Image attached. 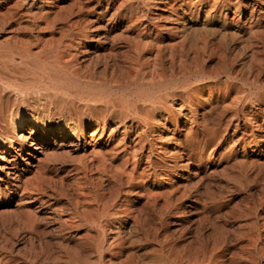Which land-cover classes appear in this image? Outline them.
Returning <instances> with one entry per match:
<instances>
[{
  "label": "rangeland",
  "instance_id": "obj_1",
  "mask_svg": "<svg viewBox=\"0 0 264 264\" xmlns=\"http://www.w3.org/2000/svg\"><path fill=\"white\" fill-rule=\"evenodd\" d=\"M19 1L0 0V86H5L0 87V134L1 137H4L6 136L4 131L10 129L17 136L25 134L27 131L41 136L44 132V125L56 130L57 134L52 133L49 140L46 139L47 142L43 141L38 151L33 150L31 141L24 144L20 151H18L19 147L15 145V149L12 151V156H16L17 160H15V168L10 173H7L6 170L0 171V264H89L91 262L92 264H136L137 262L138 264H194V262L196 264H257V262L264 264V0ZM174 1L177 3L175 4ZM240 1L241 3H238ZM89 5L93 7L90 8ZM82 7L85 8V13ZM103 11L104 13H101ZM115 11L117 12L115 13ZM112 13L113 15H111ZM164 16L167 17L166 21ZM169 18L171 19L169 20ZM82 20H85L86 24ZM88 21L90 22L87 23ZM92 27L93 29L98 28L97 30L100 31L92 30ZM168 29L170 30L168 31ZM63 33H67V37ZM80 35L83 36L80 37ZM73 41L75 42L73 43ZM61 48L63 49L61 50ZM136 48L138 50H135ZM158 51L159 54H156ZM133 54H137L138 59ZM96 55L103 56L97 58ZM118 55L119 58L115 57ZM122 59L124 60L121 61ZM154 59L156 60L154 61ZM132 66L135 67L132 68ZM30 70L31 72H29ZM46 70L48 72L52 70L55 75L58 74L61 84L65 82L62 84L63 87L47 91L40 86V80L47 75ZM91 75L93 76L90 77ZM165 79L168 82H163ZM171 79L172 82H170ZM10 85H13L14 88ZM176 86L177 88H175ZM27 87L29 89H26ZM99 90L105 92L102 93L104 97L101 102L99 100H84L75 93H83V91L99 93ZM67 95L71 97L68 98ZM109 96L110 98H108ZM132 105L136 106L137 114L131 109ZM154 107L157 108V111ZM145 111H148V115ZM30 112L31 114H29ZM32 116L39 119L36 122L37 126L33 124L36 128L31 126ZM22 117H24V123L19 124V118ZM144 119L146 120L144 121ZM153 121L157 124L155 125ZM64 124H69L71 131L66 128L63 133L60 127H63ZM143 125L144 127H142ZM79 126L83 127L84 132H79ZM169 131L175 132V135ZM94 132H96V138L89 140L90 134ZM120 140H123V143ZM171 140L173 142H170ZM118 142L122 147L118 145ZM177 142H180L181 145ZM71 143L73 144L70 145ZM152 144L153 146H151ZM4 146L7 145L4 144ZM181 152L182 154H180ZM63 154L70 158H64ZM135 155L136 157H134ZM153 160L154 162H152ZM69 161L76 163L72 164ZM115 165L116 167H114ZM130 171L133 176L129 174ZM115 175L121 177L116 178ZM41 181L43 182L41 183ZM164 189L168 190V193ZM24 190L26 191L24 192ZM153 192L154 194H151ZM151 195L154 196L151 197ZM122 217L124 218L122 219ZM108 231L109 233H107ZM210 234L211 236H209ZM260 234L263 236L261 237ZM171 244L173 245L171 246ZM165 252L167 253L165 254ZM187 255L191 256L186 257ZM248 255L249 257H247ZM209 256H211V260ZM181 258L184 260L182 261ZM121 259L124 261L121 262ZM252 260L257 261L251 263Z\"/></svg>",
  "mask_w": 264,
  "mask_h": 264
},
{
  "label": "bare ground",
  "instance_id": "obj_2",
  "mask_svg": "<svg viewBox=\"0 0 264 264\" xmlns=\"http://www.w3.org/2000/svg\"><path fill=\"white\" fill-rule=\"evenodd\" d=\"M18 1H19V0H18ZM31 1H32V0H31ZM31 1H30V2H31ZM33 1H34V0H33ZM36 1H37V0H36ZM51 1H52V0H51ZM53 1H54V0H53ZM84 1H85V0H84ZM89 1H90V0H89ZM111 1H112V0H111ZM111 1H110V2H111ZM130 1H132V0H130ZM149 1H151V0H149ZM203 1H206V0H203ZM16 2H17V0H16ZM19 2H20V1H19ZM22 2H23V1H22ZM22 2H21V3H22ZM40 2H41V1H40ZM74 2H75V1H74ZM87 2H88V0H87ZM93 2H94V1H93ZM113 2H114V1H113ZM113 2H112V3H113ZM161 2H162V1H161ZM161 2H160V3H161ZM212 2H213V1H212ZM258 2H259V1H258ZM0 3H1V2H0ZM21 3H20V4H21ZM47 3H48V2H47ZM51 3H52V2H51ZM80 3H81V2H80ZM82 3H83V2H82ZM84 3H85V2H84ZM116 3H117V1H116ZM118 3H119V2H118ZM132 3H133V2H132ZM137 3H138V2H137ZM147 3H148V2H147ZM149 3H150V2H149ZM151 3H152V2H151ZM151 3H150V4H151ZM153 3H154V2H153ZM162 3L164 4V2H162ZM166 3H167V2H166ZM174 3H175V1H174ZM176 3H177V2H176ZM176 3H175V4H176ZM191 3H192V2H191ZM228 3H229V1H228ZM238 3H241V1L238 2ZM18 4H19V3H18ZM24 4H25V3H24ZM27 4H28V2H27ZM31 4H32V2H31ZM31 4H30V5H31ZM85 4H86V3H85ZM89 4H90V3H89ZM101 4H102V2H101ZM145 4H146V3H145ZM179 4H180V3H179ZM199 4H200V3H199ZM222 4H223V3H222ZM249 4H250V3H249ZM256 4H257V3H256ZM7 5H8V4H7ZM46 5H47V4H46ZM51 5H52V4H51ZM51 5H50V6H51ZM54 5H55V4H54ZM57 5H58V4H57ZM83 5H84V4H83ZM96 5H97V4H96ZM96 5H95V6H96ZM104 5H105V4H104ZM134 5H135V4H134ZM238 5H239V4H238ZM251 5H252V4H251ZM17 6H18V5H17ZM21 6H22V5H21ZM23 6H24V5H23ZM25 6H26V5H25ZM25 6H24V7H25ZM74 6H75V4H74ZM81 6H82V5H81ZM110 6H111V5H110ZM131 6H132V5H131ZM138 6H139V4H138ZM141 6H142V5H141ZM147 6H149V5L147 4ZM191 6H192V5H191ZM19 7H20V5H19ZM47 7H48V6H47ZM76 7H77V6H76ZM89 7H90V5H89ZM91 7H93V6H91ZM91 7H90V8H91ZM100 7H101V5H100ZM105 7H106V6H105ZM125 7H126V6H125ZM133 7H134V6H133ZM143 7H144V6H143ZM150 7H151V6H150ZM171 7H172V6H171ZM199 7H200V6H199ZM215 7H216V6H215ZM9 8L11 9V7H9ZM13 8H15V7H13ZM13 8H12V10H13ZM48 8H49V7H48ZM51 8H52V7H51ZM77 8H78V7H77ZM82 8H83V7H82ZM87 8H88V7H87ZM114 8H115V7H114ZM126 8H127V7H126ZM147 8H148V7H147ZM152 8H153V7H152ZM175 8H177V7H175ZM5 9H6V8H5ZM15 9H17V8H15ZM57 9H58V8H57ZM62 9H63V7L60 9L61 12H62ZM73 9H74V8H73ZM79 9H80V8H79ZM84 9H85V8H83V12H84ZM106 9H107V8H106ZM145 9H146V8H145ZM155 9H156V8H155ZM155 9H154V10H155ZM167 9H168V7H167ZM169 9H170V8H169ZM172 9H173V8H172ZM252 9H253V8H252ZM263 9H264V8H263ZM17 10H18V9H17ZM25 10H26V9H25ZM77 10H78V9H77ZM90 10H91V9H90ZM94 10H95V9H94ZM116 10H117V8H116ZM135 10H136V9H135ZM139 10H140V9H139ZM141 10H142V9H141ZM143 10H144V8H143ZM162 10H163V9H162ZM15 11H16V10H15ZM43 11H44V10H43ZM53 11H54V10H53ZM55 11H56V10H55ZM64 11H66V10H64ZM74 11H75V10H74ZM105 11H106V10H105ZM117 11H118V10H117ZM117 11H115V13H116ZM132 11H133V9H132ZM132 11H131V12H132ZM136 11H137V10H136ZM212 11H213V10H212ZM260 11H261V10H260ZM262 11H263V10H262ZM25 12H26V11H25ZM27 12H28V11H27ZM78 12H79V11H78ZM97 12H98V11H97ZM122 12H123V11H122ZM142 12H143V11H142ZM150 12H151V11H150ZM162 12H163V11H162ZM191 12H192V11H191ZM9 13H11V12H9ZM15 13H16V12H15ZM28 13H29V12H28ZM36 13H37V12H36ZM39 13H40V12H39ZM79 13H81V12H79ZM84 13H85V12H84ZM84 13H83V14H84ZM90 13H91V12H90ZM90 13H89V14H90ZM101 13H104V11L101 12ZM113 13H114V12H113ZM113 13H112L111 15H113ZM119 13H120V11H119ZM144 13H145V11H144ZM153 13H154V12H153ZM181 13H182V12H181ZM218 13H219V12H218ZM224 13H225V12H224ZM232 13H233V12H232ZM236 13H237V12H236ZM260 13H261V12H260ZM25 14H26V13H25ZM29 14H30V13H29ZM29 14H28V15H29ZM34 14H35V13H34ZM109 14H110V13H109ZM130 14H131V13H130ZM130 14H129V15H130ZM251 14H252V13H251ZM2 15H3V14H2ZM2 15H1V16H2ZM20 15H21V14H20ZM59 15H60V14H59ZM70 15H71V14H70ZM81 15H82V13H81ZM99 15H100V14H99ZM105 15H106V12H105ZM135 15H136V14H135ZM137 15H139V14H137ZM150 15H151V14H150ZM154 15H155V14H154ZM154 15H152V16H154ZM182 15H183V14H182ZM198 15H199V14H198ZM201 15H202V14H201ZM216 15H217V14H216ZM258 15H259V14H258ZM261 15H262V14H261ZM40 16H41V15H40ZM71 16H73V15H71ZM71 16H70V17H71ZM77 16H78V13H77ZM79 16H80V14H79ZM114 16H115V15H114ZM204 16H205V15H204ZM211 16H212V15H211ZM42 17H43V16H42ZM56 17H58V16L56 15ZM74 17H75V16H74ZM85 17H86V16H85ZM107 17H108V16H107ZM164 17H165V16H164ZM178 17H179V16H178ZM195 17H196V16H195ZM205 17H206V16H205ZM224 17H226V16H224ZM13 18H14V17H13ZM16 18H17V20H18V17H16ZM82 18H84V16H82ZM82 18H80V19H82ZM117 18H118V17H117ZM117 18H116V19H117ZM149 18H150V17H149ZM166 18H167V17H165V21H166ZM180 18H181V17H180ZM187 18H188V17H187ZM232 18H233V17H232ZM234 18H235V17H234ZM249 18H250V17H249ZM38 19H39V18H38ZM38 19H37V20H38ZM55 19H56V18H55ZM74 19H75V18H74ZM78 19H79V18H78ZM106 19H107V18H106ZM111 19H112V17H111ZM113 19H114V18H113ZM135 19L137 20V18H135ZM170 19H171V18H169V20H170ZM230 19H231V18H230ZM39 20H40V19H39ZM57 20H58V19H57ZM92 20H93V19H92ZM132 20H133V19H132ZM146 20H147V19H146ZM219 20H220V19H219ZM221 20H222V19H221ZM223 20H224V19H223ZM227 20H228V19H227ZM70 21H71V20H70ZM77 21H78V20H77ZM82 21H85V20H82ZM98 21H99V20H98ZM100 21H101V20H100ZM139 21H142V20H139ZM160 21H162V20L160 19ZM171 21H172V20H171ZM174 21H175V20H174ZM224 21H225V20H224ZM249 21H250V20H249ZM252 21H253V20H252ZM78 22H79V21H78ZM89 22H90V21H88L87 23H89ZM123 22H124V21H123ZM131 22H132V21H131ZM133 22H134V21H133ZM137 22H138V21H137ZM162 22H164V21H162ZM228 22H229V21H228ZM66 23H67V22H66ZM96 23H97V21H96ZM135 23H136V22H135ZM140 23H141V22H140ZM140 23H139V24H140ZM147 23H148V22H147ZM152 23H153V22H152ZM157 23H158V22H157ZM169 23H170V21H169ZM249 23H250V22H249ZM33 24H34V23H33ZM41 24H42V23H41ZM43 24H44V23H43ZM45 24H46V22H45ZM45 24H44V25H45ZM85 24H86V21H85ZM85 24L83 23V26H84ZM107 24H108V22H107ZM131 24H134V23H131ZM148 24H149V23H148ZM174 24H175V23H174ZM174 24H173V25H174ZM177 24H178V23H177ZM258 24H260V23H258ZM16 25H17V24H16ZM44 25H43V26H44ZM55 25H56V24H55ZM69 25H70V24H69ZM81 25H82V24H81ZM87 25H88V24H87ZM129 25H130V24H129ZM143 25H144V24H143ZM250 25H252V24H250ZM254 25H255V24H253V26H254ZM66 26H67V25H66ZM101 26H102V25H101ZM106 26H107V25H106ZM135 26H136V25H135ZM138 26H139V25H138ZM144 26H145V25H144ZM150 26H151V25H150ZM248 26H249V25H248ZM253 26H252V27H253ZM96 27H97V26H96ZM103 27H104V26H103ZM107 27H108V26H107ZM120 27H121V26H120ZM123 27H124V26H123ZM126 27H127V26H126ZM156 27H157V26H156ZM160 27H162V25H160ZM164 27H165V26H164ZM169 27H172V26H169ZM175 27H176V26H175ZM178 27H179V26H178ZM181 27H182V26H181ZM254 27H255V26H254ZM256 27H257V26H256ZM263 27H264V26H263ZM84 28H85V27H84ZM99 28H100V25H99ZM104 28H105V27H104ZM104 28H103V30H104ZM133 28H134V27H133ZM143 28H144V27H143ZM151 28H153V27H151ZM157 28H158V27H157ZM167 28H168V27H167ZM167 28H166V29H167ZM173 28H174V27H173ZM249 28H250V27H249ZM257 28H258V27H257ZM33 29H34V27H33ZM54 29H55V28H54ZM56 29H57V28H56ZM68 29H70V27H69ZM95 29L97 30L98 28H95ZM95 29H93V27H92V30H95ZM100 29H101V28H100ZM111 29H112V28H111ZM127 29H129V28H127ZM135 29H136V28H135ZM159 29H160V28H159ZM179 29H180V28H179ZM186 29H187V28H186ZM190 29H191V28H190ZM139 30H140V28H139ZM155 30H156V29H155ZM169 30H170V29H168V31H169ZM250 30H251V29H250ZM257 30H259V29H257ZM260 30H261V29H260ZM53 31H54V30H53ZM67 31H68V30H67ZM71 31H72V30L70 29V32H71ZM97 31H100V30H97ZM112 31H113V30H112ZM120 31H122V30L120 29ZM120 31H119V32H120ZM130 31H131V30H130ZM134 31H135V30H134ZM137 31H138V29H137ZM142 31H143V30H142ZM148 31L150 32V30H148ZM152 31H153V30H152ZM162 31H163V29H162ZM178 31H180V30H178ZM63 32H64V30H63ZM81 32H82V31H81ZM83 32H84V31H83ZM85 32H86V30H85ZM104 32H105V31H104ZM109 32H110V31H109ZM154 32H155V31H154ZM164 32H165V30H164ZM172 32H173V30H172ZM176 32H177V31H176ZM182 32L184 33V31H182ZM261 32H262V31H261ZM91 33H92V32H91ZM99 33H100V32H99ZM138 33H139V31H138ZM140 33H141V32H140ZM147 33H148V32H147ZM147 33H146V34H147ZM150 33H151V32H150ZM155 33H156V35H158L157 32H155ZM166 33H167V32H166ZM170 33H171V32H170ZM55 34H57V33H55ZM58 34H59V33H58ZM60 34H61V33H60ZM63 34H64V33H63ZM66 34H67V33H66ZM66 34H64V35H66ZM84 34H85V33H84ZM95 34H96V33H95ZM136 34H137V33H136ZM148 34H149V33H148ZM168 34H169V33H168ZM71 35H72V34H71ZM85 35H86V34H85ZM106 35H107V34H106ZM106 35H105V36H106ZM131 35H132V34H131ZM149 35H150V34H149ZM159 35H160V34H159ZM172 35H173V33H172ZM183 35H184V34H183ZM249 35H250V34H249ZM15 36H16V35H15ZM61 36H62V35H61ZM68 36H70V35L68 34ZM82 36H83V35H80V37H82ZM101 36H102V35H101ZM114 36H115V35H114ZM121 36H123V34H121ZM121 36H120V37H121ZM184 36H185V35H184ZM189 36H190V35H189ZM50 37H51V34H50ZM66 37H67V35H66ZM110 37H111V36H110ZM126 37H127V36H126ZM137 37H138V36H137ZM149 37H150V36H149ZM179 37H180V36H179ZM185 37H187V36H185ZM185 37H184V38H185ZM190 37H191V36H190ZM40 38H41V37H40ZM45 38H46V37H45ZM48 38H49V37H48ZM51 38H52V37H51ZM78 38H79V37H78ZM89 38H90V37H89ZM114 38H116V37H114ZM144 38H145V37H144ZM147 38H148V37H147ZM147 38H146V39H147ZM159 38H160V37H159ZM177 38H178V37H177ZM35 39H36V38H35ZM38 39H39V38H38ZM42 39H43V38H42ZM56 39H57V38H56ZM64 39H65V38H64ZM66 39H67V38H66ZM68 39H69V38H68ZM73 39H74V38H73ZM75 39H76V38H75ZM84 39H85V38H84ZM96 39H97V38H96ZM104 39H105V38H104ZM116 39H118V38H116ZM121 39H122V38H121ZM142 39H143V37H142ZM80 40H81V39H80ZM85 40H86V39H85ZM99 40H100V37H99ZM107 40H108V39H107ZM132 40H133V39H132ZM147 40H148V39H147ZM153 40H154V39H153ZM177 40H178V39H177ZM182 40H183V39H182ZM186 40H187V39H186ZM34 41H36V40H34ZM64 41H65V40H64ZM86 41H87V40H86ZM101 41H102V40H101ZM101 41H100V42H101ZM144 41H145V43H146V40H144ZM187 41H188V40H187ZM68 42H69V41H68ZM68 42H67V43H68ZM74 42H75V41H73V43H74ZM80 42H81V41H80ZM89 42H90V41H89ZM103 42H104V41H103ZM105 42H107V41H105ZM105 42H104V43H105ZM129 42H130V40H129ZM151 42H152V41H151ZM155 42H156V41H155ZM155 42H154V43H155ZM183 42H184V41H183ZM61 43H62V42H61ZM61 43H60V44H61ZM84 43H85V42H84ZM132 43H133V42H132ZM139 43H140V42H139ZM139 43H138V44H139ZM143 43H144V42H143ZM143 43H142V45H143ZM149 43H150V42H149ZM149 43H148V44H149ZM88 44H89V43H88ZM148 44H147V45H148ZM169 44H170V43H169ZM175 44H176V40H175ZM175 44H174V46H176ZM178 44H179V43H178ZM39 45H40V44H39ZM41 45H42V44H41ZM41 45H40V46H41ZM61 45H62V44H61ZM66 45H67V44H66ZM128 45H129V44H128ZM144 45H145V44H144ZM150 45H151V43H150ZM161 45H162V44H161ZM161 45H160V46H161ZM163 45H164V44H163ZM172 45H173V44H172ZM182 45H183V44H182ZM40 46H39V47H40ZM100 46H101V45H100ZM110 46H111V45H110ZM112 46H114V45L112 44ZM140 46H141V43H140ZM145 46H146V45H145ZM170 46H171V44H170ZM174 46H173V47H174ZM61 47H62V46H61ZM67 47H68V46H67ZM74 47H75V46H74ZM80 47H81V46H80ZM80 47H79V48H80ZM124 47H125V45H124ZM126 47H127V46H126ZM135 47H138V46H135ZM150 47H151V46H150ZM165 47H166V46H165ZM58 48H60V47H58ZM76 48H77V47H76ZM81 48H82V47H81ZM88 48H89V47H88ZM113 48H114V47H113ZM115 48H116V47H115ZM138 48H140V47H138ZM170 48H171V47H170ZM21 49H23V48H21ZM40 49H41V47H40ZM53 49H54V48H53ZM62 49H63V48H61V50H62ZM68 49L70 50V48H68ZM71 49H73V48H71ZM77 49H78V48H77ZM109 49H110V48H109V46H108V50H109ZM118 49H119V48H118ZM125 49H126V48H125ZM131 49L134 50V48H131ZM149 49H150V48H149ZM38 50H39V49H38ZM114 50H115V49H114ZM135 50H138V49L136 48ZM152 50H153V49H152ZM30 51H31V50H30ZM43 51H44V50H43ZM55 51H56V50H55ZM96 51H97V50H96ZM112 51H113V50H112ZM124 51H125V50H124ZM127 51H128V49H127ZM127 51H126V52H127ZM154 51H155V49H154ZM160 51H161V50H160ZM19 52H21V51H19ZM25 52H27V51H25ZM51 52H52V50H51ZM51 52H49V53H51ZM66 52L69 53L68 51H66ZM86 52H87V51H86ZM90 52H91V51H90ZM105 52H106V51H105ZM113 52H114V51H113ZM119 52H120V51H119ZM140 52H141V51H140ZM144 52H145V51H144ZM144 52H143V53H144ZM146 52H147V51H146ZM156 52H157V51H156ZM4 53H5V52H4ZM39 53H40V52H39ZM54 53H55V52H54ZM83 53H84V52H83ZM131 53H132V52H131ZM134 53H136V52H134ZM138 53H139V52H138ZM153 53H154V52H153ZM162 53H164V52H162ZM162 53H161V54H162ZM5 54H6V53H5ZM5 54H4V56H6ZM44 54H46V53H44ZM69 54H70V53H69ZM72 54H73V53H72ZM105 54H106V53H105ZM156 54H159V51H158V53H156ZM156 54H155V55H156ZM7 55H8V54H7ZM23 55H24V54H23ZM81 55H82V54H81ZM86 55H87V54H86ZM89 55H90V54H89ZM97 55H98V54H97ZM97 55H96V56H97ZM110 55H111V54H110ZM110 55H109V56H110ZM121 55H122V53H121ZM133 55H134V54H133ZM133 55H132V56H133ZM136 55H137V54H135L134 56L136 57ZM13 56H14V54H13ZM17 56H18V55H17ZM24 56H25V55H24ZM40 56H41V55H40ZM102 56H103V55H102ZM102 56H101V55H100V56H97V58H98V57H102ZM122 56H123V55H122ZM42 57H43V56H42ZM72 57H73V56H72ZM72 57H71V58H72ZM74 57H75V55H74ZM74 57H73V59H74ZM85 57H86V56H85ZM112 57H113V56H112ZM115 57H118V58H119L120 56L118 55V56H115ZM139 57H140V56H139ZM1 58H2V57H1ZM6 58H7V57H6ZM22 58H23V57H22ZM58 58H59V57H58ZM68 58H69V57H68ZM68 58H67V59H68ZM90 58H91V57H90ZM105 58H107V57H105ZM113 58H114V57H113ZM136 58H137V57H136ZM150 58H151V57H150ZM155 58H156V57H155ZM157 58H158V56H157ZM157 58H156V59H157ZM159 58H160V56H159ZM64 59H65V58H64ZM75 59H76V58H75ZM99 59H100V58H99ZM114 59H115V58H114ZM125 59H127V58H125ZM137 59H138V58H137ZM137 59H136V60H137ZM156 59H154V61H155ZM161 59H162V57H161ZM174 59H175V58H174ZM9 60H10V59H9ZM19 60H20V59H19ZM78 60H79V59H78ZM123 60H124V59H122L121 61H123ZM127 60H128V59H127ZM172 60H173V59H172ZM48 61H49V60H48ZM90 61H91V60H90ZM107 61H109V60H107ZM111 61H112V58H111ZM140 61H141V60H140ZM140 61H139V62H140ZM152 61H153V60H152ZM160 61H161V60H160ZM162 61H163V60H162ZM174 61H175V60H174ZM174 61H172V62H174ZM3 62H4V61H3ZM9 62H10V61H9ZM109 62H110V61H109ZM139 62H138V65H139ZM141 62H142V61H141ZM163 62H164V61H163ZM7 63H8V62H7ZM7 63H6V64H7ZM12 63H13V62H12ZM52 63H53V62H52ZM85 63H86V62H85ZM104 63H105V61H104ZM111 63H112V62H111ZM131 63H132V62H131ZM135 63H136V62H135ZM135 63H133V64H135ZM150 63H152V62H150ZM157 63H159V62H157ZM60 64H62V63H60ZM72 64H73V63H72ZM106 64H107V63H106ZM117 64H118V63H117ZM120 64H121V63H120ZM122 64H123V63H122ZM133 64H130V65H133ZM148 64H149V63H148ZM154 64H155V63H154ZM154 64H153V65H154ZM173 64H174V63H173ZM62 65H64V64H62ZM109 65H110V63H109ZM111 65H112V64H111ZM124 65H126V64H124ZM124 65H123V66H124ZM130 65H129V66H130ZM157 65L159 66V64H157ZM157 65H155V66H157ZM26 66H27V65H26ZM28 66H29V65H28ZM48 66H49V65H48ZM72 66H73V65H72ZM77 66H78V65H77ZM87 66H88V65H87ZM107 66H108V64H107ZM123 66H122V68H123ZM135 66H136V65H135ZM135 66H134V67H135ZM41 67H42V66H41ZM64 67H65V66H64ZM64 67H63V68H64ZM114 67H115V66H114ZM134 67L132 66V68H134ZM139 67H140V66H139ZM139 67H137L138 70H139ZM152 67H153V66H152ZM161 67H163V66H161ZM161 67H160V68H161ZM28 68H29V67H28ZM61 68H62V67H61ZM69 68H70V67H69ZM81 68H83V67H81ZM90 68H91V67H90ZM93 68H94V67H93ZM93 68H92V69H93ZM120 68H121V67H120ZM127 68H128V66H127ZM143 68H144V67H143ZM160 68H159V69H160ZM173 68H174L173 70H175V67H173ZM29 69H30V68H29ZM86 69L88 70V68H86ZM117 69H118V68H117ZM117 69H116V70H117ZM154 69H156V68H154ZM164 69H165V68H164ZM170 69H171V68H170ZM26 70H27V69H26ZM84 70H85V69H84ZM106 70H107V69H106ZM108 70H109V69H108ZM113 70H114V69H113ZM123 70H124V69H123ZM143 70H144V69H143ZM173 70H172V72H173ZM16 71H17V70H16ZM46 71H47V70H46ZM54 71H55V70H54ZM68 71H70V70H68ZM68 71H67V73H68ZM109 71H110V70H109ZM118 71H119V70H118ZM133 71H135V70H133ZM136 71H137V69H136ZM145 71H146V70H145ZM163 71H165V70H163ZM29 72H31V70H30ZM32 72H33V69H32ZM58 72H60V71H58ZM72 72H73V71H72ZM94 72H96V71L94 70ZM114 72H115V71H114ZM127 72H128V70H127ZM156 72H157V70H156ZM165 72H166V71H165ZM35 73H36V72H35ZM39 73H41V72H39ZM56 73H57V71H56ZM90 73H91V70H90ZM104 73H105V72H104ZM135 73H138V72H135ZM159 73H160V72H159ZM168 73H169V71H168ZM46 74H47V75H46L44 78H42V79L40 80V84H39L40 86H42V87H43L44 89H46L47 91H48V90H52V89H59L61 86L63 87L62 84H64L65 82L61 84V79L57 76L58 74L55 75V73H53L52 70H50L49 72L47 71ZM61 74H62V73H61ZM80 74H81V73H80ZM84 74H85V73H84ZM97 74H98V72H97ZM97 74H96V75H97ZM161 74H163V73L161 72ZM161 74H160V75H161ZM174 74H175V73H174ZM134 75H137V74H134ZM151 75H152V74H151ZM35 76H36V75H35ZM92 76H93V75H91L90 77H92ZM105 76H108V75H105ZM164 76H165V75H164ZM167 76H168V74H167ZM154 77H156V76H154ZM171 77H172V76H171ZM31 78H32V77H31ZM31 78H30V79H31ZM67 78H68V77H67ZM69 78H71V77H69ZM72 78H73V77H72ZM72 78H71V79H72ZM87 78H88V77H87ZM95 78H96V77H95ZM121 78H122V77H121ZM162 78H163V77H162ZM164 78H165V77H164ZM21 79H22V78H21ZM110 79H111V77H110ZM136 79H137V78H136ZM156 79H157V77H156ZM172 79H173V78H172ZM172 79H171V81H170V80H169V81L172 82V81H173ZM77 80H78V79H77ZM157 80H158V79H157ZM161 80H162V79H161ZM27 81H28V80H27ZM78 81H79V80H78ZM142 81H143V80H142ZM159 81H160V80H159ZM164 81H167V80L165 79V80H163V82H164ZM157 82H158V81H157ZM161 82H162V81H161ZM167 82H168V81H167ZM170 82H169V83H170ZM200 82H201V81H200ZM2 83H3V82H2ZM26 83H28V82H26ZM30 83H32V82H30ZM69 83H70V82H69ZM77 83H78V82H77ZM132 83H133V82H132ZM132 83H131V84H132ZM143 83H144V82H143ZM178 83H179V82H178ZM7 84H8V83H7ZM32 84H33V83H32ZM83 84H84V83H83ZM147 84H148V83H147ZM154 84H155V83H154ZM200 84H201V83H200ZM3 85H4V84H3ZM39 85H38V86H39ZM71 85H72V84H71ZM76 85H77V84H76ZM84 85H85V84H84ZM87 85H88V84H87ZM90 85H91V84H90ZM93 85H94V84H93ZM110 85H111V84H110ZM135 85H136V84H135ZM156 85H157V84H156ZM163 85H164V84H163ZM173 85H174V84H173ZM173 85H172V86H173ZM176 85H177V83H176ZM7 86H8V85H7ZM10 86H11V85H10ZM95 86H96V85H95ZM98 86H99V85H98ZM101 86L103 87L102 84H101ZM104 86H105V85H104ZM107 86H108V85H107ZM124 86H125V85H124ZM152 86H154V85H152ZM160 86H161V85H160ZM160 86H159V87H160ZM169 86H170V85H169ZM172 86H171V87H172ZM0 87H5V86H0ZM11 87H13V85H12ZM75 87H76V86H75ZM79 87H80V85H79ZM82 87H83V86H82ZM147 87H148V86H147ZM157 87H158V86H157ZM9 88H10V87H9ZM13 88H14V87H13ZM20 88H21V90H22V87H20ZM31 88L33 89V87H31ZM69 88H70V87H69ZM77 88H78V87H77ZM80 88H81V87H80ZM84 88H85V86H84ZM94 88H95V87H94ZM108 88H109V87H108ZM111 88H112V87H111ZM173 88H174V87H173ZM173 88H172V89H173ZM175 88H177V86H176ZM175 88H174V89H175ZM26 89H29V88L27 87ZM26 89H25V91H27ZM37 89H38V88H37ZM67 89H68V88H67ZM71 89H72V88H71ZM91 89H92V88H91ZM104 89H105V88H104ZM113 89H114V88H113ZM170 89H171V88H170ZM17 90H19V89H17ZM23 90H24V89H23ZM34 90H36V89H34ZM78 90H79V89H78ZM88 90H90V89H88ZM97 90H98V87H97ZM102 90H103V89H102ZM115 90H116V89H115ZM117 90H118V89H117ZM124 90H125V89H124ZM145 90H146V89H145ZM154 90H155V89H154ZM2 91L4 92V90H2ZM68 91H69V90H68ZM73 91H74V90H73ZM95 91H96V90H95ZM99 91H100V90H99ZM99 91H98V92H99ZM109 91H110V88H109ZM122 91H123V90H122ZM122 91H121V92H122ZM148 91H149V90H148ZM148 91H147V92H148ZM150 91H152V90H150ZM165 91H166V89L164 90V92H165ZM22 92H23V91H22ZM28 92H29V91H28ZM31 92H32V91H31ZM52 92H53V91H52ZM59 92H60V91H59ZM61 92H62V91H61ZM110 92H111V91H110ZM123 92H124V91H123ZM138 92H139V91H138ZM141 92H142V91H141ZM144 92H145V91H144ZM155 92H157V91H155ZM158 92H160V91H158ZM167 92H168V91H167ZM12 93H13V91H12ZM40 93H41V92H40ZM55 93H56V92H55ZM75 93H76V95H79L80 97H82L84 100H95V101L99 100V101L101 102L102 98L104 97L103 94H104L105 92H101V91H100L99 93H95V92H94V93H90V92L87 93V91H86V92L83 91V93H82V92H81V93L75 92ZM102 93H103V94H102ZM180 93H181V92H180ZM10 94H11V93H10ZM27 94H28V93H27ZM38 94H39V92H38ZM42 94H43V93H42ZM42 94H41V95H42ZM48 94H49V93H48ZM60 94H62V93H60ZM64 94H65V93H64ZM66 94H68V93H66ZM114 94H115V93H114ZM118 94H119V93H118ZM150 94H151V93H150ZM169 94H170V93H169ZM190 94H192V93L190 92ZM15 95H16V94H15ZM15 95H14V96H15ZM147 95H148V94H147ZM153 95H154V94H153ZM153 95H152V96H153ZM155 95H157V94H155ZM175 95L177 96V94H175ZM181 95H182V94H181ZM186 95H187V94H186ZM16 96H17V95H16ZM16 96H15V99H16ZM53 96H54V95H53ZM56 96L58 97V95H56ZM64 96H65V95H64ZM67 96H68V95H67ZM125 96H126V95H125ZM139 96H140V94H139ZM152 96H151V97H152ZM167 96H168V95H167ZM178 96H179V95H178ZM27 97H28V96H27ZM34 97H35V96H34ZM70 97H71V96H70ZM70 97L68 96V98H70ZM123 97H124V96H123ZM189 97H190V96H189ZM197 97H198V96H197ZM20 98H21V97H20ZM28 98L30 99V97H28ZM50 98H51V97H50ZM62 98H63V97H62ZM82 98H80V99H82ZM108 98H110V96H109ZM155 98H156V97H155ZM29 99H28V100H29ZM43 99H45V98H43ZM78 99H79V98H78ZM129 99H132V98H129ZM150 99H151V98H150ZM169 99H170V98H169ZM189 99H190V98H189ZM199 99H200V98H199ZM57 100H58V98H57ZM126 100H127V99H126ZM145 100H146V99H145ZM159 100H160V99H159ZM170 100H171V99H170ZM179 100H180V99H179ZM187 100H188V99H187ZM24 101H25V100H24ZM31 101H32V99H31ZM31 101H30V102H31ZM42 101H43V100H42ZM58 101H59V100H58ZM70 101H71V100H70ZM82 101H83V100H82ZM82 101H81V102H82ZM127 101H128V100H127ZM138 101H140V100H138ZM141 101H142V100H141ZM152 101H153V100H152ZM26 102H27V99H26ZM30 102H29V103H30ZM68 102H69V100H68ZM122 102H123V101H122ZM130 102H131V101H130ZM149 102H150V101H149ZM160 102H161V101H160ZM176 102H177V101H176ZM181 102H182V101H181ZM181 102H180V103H181ZM190 102H191V101H190ZM70 103H71V102H70ZM104 103H105V102H104ZM124 103H125V102H124ZM138 103H139V102H138ZM162 103H163V102H162ZM167 103H168V102H167ZM184 103H185V102H184ZM261 103H262V102H261ZM21 104H22V103H21ZM34 104H36V103H34ZM40 104H41V103H40ZM52 104H53V102H52ZM76 104H77V103H76ZM88 104H89V103H88ZM125 104H126V103H125ZM127 104H128V103H127ZM169 104H170V103H169ZM193 104H194V103H193ZM53 105H54V104H53ZM77 105H78V104H77ZM80 105H81V104H80ZM101 105H102V104H101ZM128 105H129V104H128ZM142 105H143V104H142ZM150 105H151V104H150ZM177 105H178V104H177ZM183 105H184V104H183ZM191 105H192V104H191ZM126 106H127V105H126ZM166 106H167V104H166ZM189 106H190V105H189ZM194 106H195V105H194ZM14 107H15V106H14ZM131 107H132V108H131ZM131 107H130V108L133 110V112L137 114V108H136V106H135V105H132ZM149 107H150V106H149ZM159 107H160V106H159ZM159 107H158V108H159ZM161 107H162V105H161ZM163 107H164V106H163ZM112 108H113V107H112ZM146 108H147V106H146ZM146 108H145V109H146ZM178 108H179V110H180V107H178ZM184 108H185V107H184ZM194 108H195V107H194ZM24 109H25V108H24ZM30 109H31V108H30ZM30 109H29V110H30ZM68 109H69V108H68ZM151 109H152V108H151ZM154 109H155V111H157V110H156L157 108L154 107ZM169 109H170V107H169ZM174 109H175V107H174ZM188 109H189V108H188ZM42 110H43V109H42ZM115 110H116V109H115ZM141 110H142V109H141ZM149 110H150V109H149ZM149 110H148V111H149ZM179 110H178V111H179ZM190 110H191V109H190ZM50 111H51V110H50ZM118 111H120V110H118ZM121 111H122V110H121ZM148 111H145V112L147 113V115H148ZM172 111H173V110H172ZM175 111H176V110H175ZM184 111H185V110H184ZM122 112H123V111H122ZM142 112H143V111H142ZM149 112H150V111H149ZM260 112H262V111H260ZM27 113H28V112H27ZM33 113H34V112H33ZM54 113H55V112H54ZM118 113H119V112H118ZM123 113H124V112H123ZM143 113H144V112H143ZM187 113H188V112H187ZM252 113H253V112H252ZM19 114H21V113H19ZM19 114H18V115H19ZM29 114H31V112H30ZM42 114H44V113H42ZM52 114H53V112H52ZM77 114H78V113H77ZM165 114H166V113H165ZM193 114H195V113H193ZM255 114H256V113H255ZM12 115H13V113H12ZM37 115H38V114H37ZM129 115H130V114H129ZM129 115H128V116H129ZM134 115H135V114H134ZM147 115H146V116H147ZM162 115H163V114H162ZM190 115H191V114H190ZM195 115H196V114H195ZM24 116H25V115H24ZM116 116H117V115H116ZM131 116H132V115H131ZM143 116H144V115H143ZM198 116H199V115H198ZM202 116H204V115H202ZM32 117H33V121L31 122V123H32L31 126L36 128V126H37V124H38V123H36V122H37V120H39V119H38L37 117H34V116H32ZM42 117H43V116H42ZM139 117H140V116H139ZM148 117H149V116H148ZM162 117H163V116H162ZM169 117H170V116H169ZM169 117H168V118H169ZM173 117H174V116H173ZM183 117H184V116H183ZM254 117H255V116H254ZM23 118H24V117L19 118V121H18L19 124H20V123L22 124V122L24 121ZM39 118H40V117H39ZM115 118H116V117H115ZM141 118H142V117H141ZM146 118H147V117H146ZM175 118H176V117H175ZM179 118H180V117H179ZM244 118H245V117H244ZM135 119H136V118H135ZM135 119H134V120H135ZM255 119H256V118H255ZM124 120H126L125 117H124ZM129 120H130V119H129ZM145 120H146V119H144V121H145ZM152 120H153V119H152ZM163 120H164V119H163ZM176 120H177V119H176ZM180 120H181V119H180ZM185 120H186V119H185ZM15 121H16V120H15ZM64 121H65V120H64ZM156 121H157V120H156ZM167 121H168V120H167ZM177 121H178V120H177ZM87 122H88V121H87ZM153 122H155V121H153ZM153 122H152V123H153ZM164 122H165V121H164ZM195 122H196V121H195ZM250 122H251V121H250ZM15 123H16V122H15ZM23 123H24V122H23ZM59 123H60V122H59ZM123 123H124V122H123ZM146 123H147V122H146ZM146 123H145V124H146ZM179 123H180V122H179ZM187 123H189V122H187ZM196 123H197V122H196ZM26 124H27V123H26ZM33 124H36V126H35V125L33 126ZM88 124H89V123H88ZM92 124H93V123H92ZM141 124H142V123H141ZM148 124H149V123H148ZM156 124H157V123L155 122V125H156ZM160 124H161V123H160ZM163 124H164V123H163ZM184 124H185V123H184ZM194 124H195V123H194ZM0 125H1V124H0ZM109 125H110V124H109ZM126 125H127V124H126ZM146 125H147V124H146ZM158 125H159V124H158ZM187 125H188V124H187ZM2 126H3V125H2ZM24 126H25V125H24ZM59 126H60V125H59ZM113 126H114V125H113ZM128 126H130V125L128 124ZM135 126H137V125L135 124ZM149 126H150V125H149ZM153 126H154V125H153ZM163 126H164V125H163ZM181 126H182V125H181ZM190 126H191V125H190ZM72 127H73V126H72ZM117 127H118V125H117ZM117 127H116V128H117ZM137 127H138V126H137ZM140 127H141V126H140ZM140 127H139V128H140ZM142 127H144V125H143ZM235 127H236V126H235ZM7 128H8V127H7ZM7 128H6V129H7ZM43 128H44V132L41 134V136H36V133H34V132H32V131H30V132L27 131V132H25V134H21V135L18 134L19 136H17V135H16L15 133H13L12 130H10V129H7L6 131H4V134H6V136H4V137L2 136V137H1V134H0V149L4 148V149H2V151L0 152V153H2V156H0V158H2L1 161H0V171H4V170H6L7 173H10L11 171H13V168H15V165H16L15 163H16L17 160H16V156H15V157L12 156V151H14V149H15V145H17V147H19V148H18V149H19L18 151H20V150L23 149L24 144H26V143L28 144V142L31 141L30 143H31V146H33V150L38 151V150L41 148L40 145H41V143H43V141H44V142H47L46 139L49 140V138L51 137V134H52V133L57 134V133H56L57 131H56V130H53V128H51L50 126H46V125H44ZM55 128H56V127H55ZM66 128H68V130L71 131V128L69 127V124H64L63 127H60V130H63V133H64ZM159 128H160V126H159ZM162 128H163V127H162ZM164 128H165V127H164ZM183 128H184V127H183ZM183 128H182V129H183ZM238 128H239V127H238ZM241 128H242V127H241ZM32 129H33V128H32ZM38 129H39V128H38ZM87 129H88V128H87ZM94 129H95V128H94ZM96 129H98V128H96ZM113 129H114V127H113ZM130 129H131V128H130ZM140 129H142V128H140ZM166 129H167V128H166ZM187 129H188V128H187ZM189 129H190V128H189ZM78 130H79L80 133H81V132H84V129H83L82 126H79V127H78ZM118 130H119V129H118ZM128 130H129V129H128ZM148 130H149V129H148ZM159 130H160V129H159ZM161 130H163V129H161ZM36 131H37V130H36ZM72 131H73V130H72ZM89 131H90V130H89ZM110 131H112V130H110ZM119 131H120V130H119ZM126 131H127V130H126ZM152 131H153V130H152ZM237 131H238V129H237ZM0 132H1V131H0ZM67 132H68V131H67ZM92 132H93V131H92ZM96 132H97V131H96ZM96 132L90 134V136H89V140H94V139L96 138V137H95ZM115 132H117V131H115ZM127 132H128V131H127ZM127 132H126V133H127ZM154 132H155V131H154ZM169 132H170V131H169ZM2 133H3V132H2ZM130 133H131V132H130ZM140 133H142V132H140ZM145 133H146V132H145ZM145 133H144V134H145ZM159 133H160V132H159ZM163 133H164V132H163ZM165 133H166V132H165ZM170 133H171V132H170ZM172 133H173V132H172ZM172 133H171V134H172ZM174 133H175V132H174ZM174 133H173V134H174ZM176 133H177V132H176ZM108 134H109V133H108ZM119 134H120V133H119ZM144 134H143V135H144ZM234 134H235V133H234ZM237 134H238V132H237ZM83 135H84V134H83ZM116 135H117V134H116ZM149 135H150V134H149ZM152 135H153V134H152ZM174 135H175V134H174ZM186 135H187V134H186ZM242 135H243V134H242ZM261 135H263V134H261ZM54 136H55V135H54ZM146 136H147V135H146ZM167 136H168V135H167ZM167 136H166V137H167ZM170 136H171V135H170ZM189 136H190V135H189ZM233 136H234V135H233ZM60 137H61V136H60ZM86 137H87V135H86ZM121 137H122V136H121ZM123 137H124V136H123ZM151 137H152V136H151ZM157 137H158V136H157ZM183 137H184V136H183ZM187 137H188V136H187ZM236 137H237V136H236ZM54 138H55V137H54ZM62 138H63V137H62ZM104 138H105V137H104ZM110 138H111V137H110ZM131 138H132V137H131ZM133 138H134V137H133ZM155 138H156V137H155ZM169 138H170V137H169ZM169 138H168V139H169ZM185 138H186V137H185ZM120 139H122V138H120ZM127 139H128V138H127ZM137 139H138V138H137ZM148 139H149V138H148ZM162 139H163V138H162ZM162 139H161V141H162ZM165 139H166V138H165ZM165 139H164V140H165ZM174 139H175V138H174ZM176 139H178V138H176ZM242 139H243V138H242ZM242 139H241V140H242ZM261 139H262V138H261ZM52 140H53V139H52ZM84 140H85V139H84ZM155 140H156V139H155ZM189 140H190V139H189ZM263 140H264V139H263ZM57 141H58V140H57ZM102 141H103V140H102ZM107 141H108V140H107ZM112 141H113V140H112ZM120 141H121V140H120ZM122 141H123V140H122ZM122 141H121V142H122ZM127 141H128V140H127ZM129 141H131L130 138H129ZM133 141H134V140H133ZM135 141H136V140H135ZM168 141H169V140H168ZM239 141H240V140H239ZM66 142H67V140H66ZM95 142H96V141H95ZM124 142H125V141H124ZM136 142H137V141H136ZM158 142H159V141H158ZM170 142H173V141L171 140ZM112 143H113V142H112ZM118 143H119V142H118ZM122 143H123V142H122ZM149 143H150V142H149ZM159 143H160V142H159ZM177 143H178V142H177ZM177 143H176V144H177ZM4 144H6L7 146H4ZM72 144H73V143H71L70 145H72ZM92 144H93V143H92ZM130 144H131V143H130ZM138 144H139V143H138ZM138 144H137V145H138ZM143 144H144V143H143ZM178 144H180V142H179ZM44 145H45V144H44ZM60 145H61V144H60ZM66 145H67V144H66ZM87 145H88V143H87ZM99 145H100V144H99ZM118 145H120V143H119ZM124 145H125V144H124ZM124 145H123V146H124ZM127 145H128V144H127ZM127 145H126V146H127ZM146 145H147V144H146ZM154 145H155V144H154ZM159 145H160V144H159ZM169 145H170V143H169ZM180 145H181V144H180ZM31 146H30V147H31ZM67 146H69V145H67ZM74 146H75V145H74ZM88 146H89V145H88ZM120 146L122 147V145H120ZM151 146H153V144H152ZM156 146H157V144H156ZM162 146H163V145H162ZM167 146H168V145H167ZM174 146H175V145H174ZM228 146H229V145H228ZM58 147L60 148V146H58ZM72 147H73V146H72ZM89 147H90V146H89ZM98 147H99V146H98ZM117 147H118V146H117ZM132 147H133V146H132ZM148 147H149V146H148ZM158 147H159V146H158ZM244 147H246V146H244ZM31 148H32V147H31ZM74 148H75V147H74ZM145 148H146V147H145ZM159 148H160V147H159ZM179 148H180V147H179ZM42 149H43V148H42ZM71 149H72V148H71ZM118 149H119V148H118ZM137 149H138V148H137ZM139 149H140V147H139ZM139 149H138V150H139ZM142 149H143V148H142ZM47 150H48V149H47ZM68 150H69V149H68ZM73 150H74V149H73ZM80 150H81V149H80ZM86 150H87V149H86ZM115 150H116V149H115ZM127 150H128V149H127ZM159 150H160V149H159ZM65 151H66V150H65ZM76 151H77V150H76ZM92 151H93V150H92ZM92 151H89V152H92ZM96 151H98V150H96ZM96 151H95V152H96ZM133 151H134V150H133ZM135 151H136V150H135ZM146 151H147V150H146ZM151 151H152V150H151ZM161 151H162V149H161ZM163 151H164V150H163ZM171 151H172V150H171ZM181 151H182V150H181ZM15 152H16V151H15ZM39 152H41V151H39ZM82 152H83V151H82ZM119 152H120V151H119ZM140 152H141V151H140ZM142 152H143V151H142ZM148 152H149V151H148ZM165 152H166V151H165ZM167 152H169V151H167ZM42 153H43V152H42ZM61 153H62V152H61ZM61 153H60V155H61ZM65 153H67V152H65ZM72 153H73V152H72ZM113 153L115 154V152H113ZM123 153H124V152H123ZM129 153H130V151H129ZM133 153H135V152H133ZM138 153H139V151H138ZM138 153H137V154H138ZM160 153H161V152H160ZM162 153H163V152H162ZM173 153H174V152H173ZM190 153H191V152H190ZM18 154H19V153H18ZM28 154H29V153H28ZM81 154H83V153H81ZM93 154H94V152H93ZM109 154H110V153H109ZM126 154H127V153H126ZM140 154H141V153H140ZM155 154H156V153H155ZM180 154H182V152H181ZM20 155H21V154H20ZM60 155H59V156H60ZM67 155H68V154H67ZM83 155H84V154H83ZM104 155H105V154H104ZM118 155H119V154H118ZM160 155H161V154H160ZM62 156H64V154H63ZM70 156H71V155H70ZM72 156H73V154H72ZM79 156H80V155H79ZM86 156H87V155H86ZM90 156H91V155H90ZM114 156H116V155H114ZM127 156H128V155H127ZM140 156H141V155H140ZM142 156H143V155H142ZM154 156H155V155H154ZM168 156H169V155H168ZM168 156H167V157H168ZM176 156H177V155H176ZM19 157H20V156H19ZM26 157H27V156H26ZM30 157H31V155H30ZM68 157H69V156H68ZM68 157H65V156H64V158H67V159H68ZM116 157H117V156H116ZM119 157H120V156H119ZM121 157H122V156H121ZM134 157H136V155H135ZM134 157H133V159H135ZM24 158H25V157H24ZM53 158H54V156H53ZM69 158H70V157H69ZM71 158H72V157H71ZM93 158H94V157H93ZM101 158H102V157H101ZM111 158H112V157H111ZM129 158H130V157H129ZM148 158H149V156H148ZM148 158H147V159H148ZM157 158H158V157H157ZM159 158H160V157H159ZM181 158H183V157H181ZM19 159H20V158H19ZM21 159H22V158H21ZM54 159H55V158H54ZM82 159H83V158H82ZM138 159H139V158H138ZM143 159H144V158H143ZM163 159H164V158H163ZM15 160H16V161H15ZM22 160H23V159H22ZM52 160H53V159H52ZM56 160H57V158H56ZM56 160H55V161H56ZM80 160H81V159H80ZM104 160H105V159H104ZM106 160H107V159H106ZM109 160H110V159H109ZM129 160H130V159H129ZM131 160H132V157H131ZM149 160H151V159H149ZM156 160H157V159H156ZM111 161H112V160H111ZM136 161H137V160H136ZM146 161H147V160H146ZM146 161H145V162H146ZM161 161H164V160H161ZM50 162H51V161H50ZM69 162H71V161H69ZM77 162H78V161H77ZM85 162H86V161H85ZM90 162H91V161H90ZM103 162H104V161H103ZM116 162H117V161H116ZM118 162H119V161H118ZM133 162H135V161H133ZM152 162H154V160H153ZM156 162H157V161H156ZM158 162H159V161H158ZM166 162H167V161H166ZM178 162H179V161H178ZM25 163H26V162H25ZM71 163H72V162H71ZM75 163H76V162H75ZM75 163H72V164H75ZM94 163H95V162H94ZM110 163H111V162H110ZM123 163H124V162H123ZM147 163H148V162H147ZM28 164H29V163H28ZM77 164H78V163H77ZM79 164H80V163H79ZM130 164H132V163H130ZM141 164H142V163H141ZM143 164H144V163H143ZM162 164H163V163H162ZM33 165H34V164H33ZM65 165H66V164H65ZM70 165H71V164H70ZM88 165H89V164H88ZM105 165H106V164H105ZM109 165H110V164H109ZM132 165H133V164H132ZM151 165H152V164H151ZM178 165H179V164H178ZM180 165H181V164H180ZM184 165H185V164H184ZM184 165H183V166H184ZM186 165H187V164H186ZM29 166H30V165H29ZM49 166H50V165H49ZM61 166H62V165H61ZM80 166H81V164H80ZM117 166H118V165H117ZM119 166H120V165H119ZM133 166H134V165H133ZM143 166H144V165H143ZM169 166H170V164H169ZM171 166H172V165H171ZM58 167H60V166H58ZM85 167H86V166H85ZM103 167H104V165H103ZM114 167H116V165H115ZM114 167H113V169H114ZM125 167H126V166H125ZM130 167H131V166H130ZM162 167H163V166H162ZM164 167H165V166H164ZM186 167H187V166H186ZM66 168H67V167H66ZM79 168H80V167H79ZM89 168H90V167H89ZM91 168H92V166H91ZM109 168H110V167H109ZM111 168H112V167H111ZM141 168H142V167H141ZM144 168H145V166H144ZM144 168H143V169H144ZM171 168H172V167H171ZM180 168H181V167H180ZM42 169H43V168H42ZM58 169H59V168H58ZM63 169H64V168H63ZM67 169H68V168H67ZM80 169H81V168H80ZM93 169H94V168H93ZM131 169H132V167H131ZM148 169H149V168H148ZM163 169H165V168H163ZM22 170H23V169H22ZM64 170H65V169H64ZM105 170H106V166H105ZM116 170H117V169H116ZM141 170H142V169H141ZM29 171H30V170H29ZM67 171H68V170H67ZM70 171H71V170H70ZM113 171H114V170H113ZM138 171H139V170H138ZM161 171H162V170H161ZM164 171H165V170H164ZM168 171H169V170H168ZM187 171L189 172L188 169H187ZM190 171H191V170H190ZM25 172H26V171H25ZM31 172H32V171H31ZM88 172H90V171H88ZM88 172H87V173H88ZM121 172H122V171H121ZM130 172H131V171H130ZM140 172H141V171H140ZM13 173H14V172H13ZM44 173H45V172H44ZM82 173H83V172H82ZM85 173H86V172H85ZM124 173H125V172H124ZM137 173H138V172H137ZM141 173H142V172H141ZM162 173H163V172H162ZM169 173H171V172H169ZM169 173H168V174H169ZM177 173H178V172H177ZM18 174H19V173H18ZM68 174H69V173H68ZM76 174H77V173H76ZM79 174H80V173H79ZM101 174H102V173H101ZM129 174H131V176H133V175H132V172L129 173ZM146 174H147V173H146ZM159 174H160V173H159ZM11 175H12V174H11ZM13 175H15V174H13ZM43 175H44V174H43ZM81 175H82V174H81ZM98 175H99V173H98ZM106 175H107V174H106ZM134 175H135V174H134ZM136 175H138V174H136ZM136 175H135V176H136ZM171 175H172V174H171ZM177 175H178V174H177ZM192 175H193V174H192ZM6 176H7V174H6ZM8 176H9V175H8ZM79 176H80V175H79ZM101 176H103V175H101ZM104 176H105V174H104ZM115 176H116V175H115ZM125 176H126V175H125ZM125 176H123V177H125ZM148 176H149V175H148ZM161 176H162V175H161ZM168 176H169V175H168ZM11 177H13V176H11ZM14 177H15V176H14ZM87 177H88V175H87ZM97 177H98V176H97ZM107 177H109V176H107ZM119 177H121V176H119ZM119 177L116 176V178H119ZM127 177L129 178V176H127ZM163 177H164V176H163ZM166 177H167V176H166ZM177 177H178V176H177ZM177 177H176V178H177ZM88 178H89V177H88ZM88 178H87V180H88ZM150 178H151V177H150ZM184 178H185V177H184ZM184 178H183V179H184ZM13 179H14V178H13ZM13 179H12V180H13ZM77 179H79V177H77ZM82 179H83V178H82ZM106 179H107V178H106ZM121 179H122V178H121ZM147 179H148V178H147ZM160 179H161V178H160ZM18 180H19V179H18ZM35 180H36V179H35ZM87 180H86V181H87ZM107 180H108V179H107ZM110 180H111V178H110ZM110 180H109V181H110ZM126 180H127V178H126ZM128 180L130 181V179H128ZM139 180H140V179H139ZM153 180H154V178H153ZM161 180H162V179H161ZM165 180H166V179H165ZM14 181H15V180H14ZM28 181H29V180H28ZM100 181H101V180H100ZM103 181H104V180H103ZM112 181H113V179H112ZM120 181H121V180H120ZM120 181H119V182H120ZM133 181H134V180H133ZM133 181H132V182H133ZM144 181H146V180H144ZM151 181H152V180H151ZM156 181H158V180H156ZM167 181H168V180H167ZM16 182H18L17 179H16ZM29 182H30V181H29ZM33 182H34V181H33ZM42 182H43V181H41V183H42ZM45 182H46V181H45ZM81 182H82V181H81ZM83 182H84V181H83ZM87 182H88V181H87ZM159 182H161V181H159ZM14 183H15V182H14ZM100 183H101V182H100ZM117 183H118V181H117ZM12 184H13V181H12ZM39 184H40V183H39ZM87 184H88V183H87ZM118 184L120 185V183H118ZM121 184H122V183H121ZM140 184H141V183H140ZM148 184H149V183H148ZM6 185H7V184H6ZM27 185H28V184H27ZM46 185H47V184H46ZM115 185H116V184H115ZM119 185H118V186H119ZM131 185H132V184H131ZM144 185H145V184H144ZM150 185H151V184H150ZM160 185H161V184H160ZM2 186H3V185H2ZM18 186H19V185H18ZM100 186H101V184H100ZM103 186H104V185H103ZM118 186H117V187H118ZM121 186H122V185H121ZM139 186H140V185H139ZM168 186H169V185H168ZM176 186H177V185H176ZM11 187H13V186L11 185ZM26 187H27V186H26ZM147 187H149V186H147ZM162 187H163V186H162ZM164 187H165V186H164ZM9 188H10V187H9ZM13 188H14V187H13ZM75 188H76V186H75ZM99 188H101V187H99ZM16 189H17V188H16ZM39 189H40V188H39ZM39 189H38V190H39ZM142 189H143V188H142ZM154 189H155V188H154ZM140 190H141V189H140ZM151 190H152V189H151ZM164 190H165V189H164ZM4 191H5V190H4ZM8 191H9V190H8ZM15 191H16V190H15ZM25 191H26V190H24V192H25ZM146 191H147V190H146ZM149 191H150V189L148 190V192H149ZM165 191L167 192L168 190H165ZM6 192H7V191H6ZM9 192H10V191H9ZM11 192H12V191H11ZM22 192H23V191H22ZM22 192H21V193H22ZM38 192H39V191H38ZM136 192H137V191H136ZM151 192H152V191H151ZM163 192H164V191H163ZM163 192H162V193H163ZM166 192H164V193H166ZM170 192H172V191H170ZM26 193H27V192H26ZM29 193H30V192H29ZM40 193H41V192H40ZM79 193H80V192H79ZM137 193H138V192H137ZM156 193H157V192H156ZM167 193H168V192H167ZM41 194H42V193H41ZM132 194H133V192H132ZM134 194H135V193H134ZM147 194H148V193H147ZM151 194H154V192L151 193ZM6 195H7V194H6ZM23 195H24V193H23ZM31 195H32V194H31ZM78 195H79V194H78ZM137 195H138V194H137ZM137 195H136V196H137ZM143 195H144V194H143ZM156 195H157V194H156ZM182 195H183V194H182ZM15 196H16V194H15ZM29 196H30V195H29ZM34 196H35V195H34ZM84 196H85V195H84ZM139 196H140V195H139ZM152 196H154V195H151V197H152ZM164 196H165V195H164ZM9 197H10V196H9ZM144 197H145V196H144ZM147 197H148V196H147ZM158 197H159V195H158ZM45 198H47V197H45ZM154 198H155V197H154ZM159 198H160V197H159ZM165 198H166V197H165ZM152 199H153V198H152ZM152 199H151V200H152ZM6 200H7V199H6ZM39 200H40V199H39ZM147 200H148V199H147ZM153 200H154V199H153ZM37 201H38V200H37ZM158 201H159V200H158ZM31 202H32V201H31ZM34 202H35V201H34ZM41 202H42V201H41ZM134 202H135V201H134ZM144 202H145V201H144ZM113 203H114V202H113ZM157 203H158V202H157ZM157 203H156V206H157ZM96 204H97V203H96ZM144 205H145V204H144ZM96 206H97V205H96ZM123 206H124V205H123ZM146 206H147V205H146ZM126 207H127V206H126ZM147 207H148V206H147ZM149 207H151L150 204H149ZM149 207H148V208H149ZM152 207H153V206H152ZM155 208H156V207H155ZM160 208H161V207H160ZM124 209H125V208H124ZM124 209H123V210H124ZM174 209H175V207H174ZM119 210H120V209H119ZM124 211H125V210H124ZM165 213H166V212H165ZM182 214H183V213H182ZM182 214H181V215H182ZM113 217H115V216H113ZM117 217H118V216H117ZM117 217H115V218H117ZM178 217H179V215H178ZM183 217H184V216H183ZM123 218H124V217H122V219H123ZM180 218H181V217H180ZM83 219H84V218H83ZM119 219H120V218H119ZM122 219H121V220H122ZM183 219H184V218H183ZM116 220H117V219H116ZM125 220H126V219H125ZM180 220H181V219H180ZM93 221H94V220H93ZM109 221H110V220H109ZM112 221H113V220H112ZM206 222H207V221H206ZM206 222H205V224L208 223V222H207V223H206ZM101 223H102V222H101ZM115 223H116V222H115ZM128 223H129V222H128ZM90 224H91V223H90ZM107 224H108V223H107ZM109 224H110V223H109ZM143 224H144V223H143ZM143 224H142V226H143ZM156 224H157V223H156ZM198 224H200V222H198ZM99 225H100V224H99ZM111 225H112V224H111ZM133 225H135V224H133ZM138 225H139V224H138ZM140 225H141V224H140ZM175 225H176V224H175ZM191 225H192V224H191ZM201 225H202V224H201ZM201 225H200V226H201ZM207 225H208V224H207ZM102 226H103V225H102ZM114 226H115V225H114ZM157 226H158V225H157ZM200 226H199V227H200ZM203 226H204V225H203ZM209 226H210V225H209ZM112 227H113V226H112ZM115 227H116V226H115ZM133 227H134V226H133ZM140 227H141V226H140ZM159 227H160V226H159ZM163 227H164V226H163ZM177 227H178V225H177ZM196 227H197V226H196ZM199 227H198V228H199ZM204 227H205V226H204ZM207 227H208V226H207ZM207 227H206V228H207ZM227 227H228V226H227ZM106 228H107V227H106ZM130 228H131V227H130ZM130 228H127V229H130ZM152 228H153V227H152ZM179 228H180V227H179ZM210 228H211V227H210ZM98 229H99V228H98ZM108 229H109V228H108ZM108 229H107V230H108ZM187 229H188V227H187ZM201 229H202V226H201ZM208 229H209V228H208ZM208 229H207V231H209ZM215 229H216V228H215ZM229 229H230V228H229ZM100 230H102V229H100ZM166 230H167V229H166ZM198 230H200V229H198ZM210 230H211V229H210ZM103 231H104V229H103ZM103 231H102V232H103ZM110 231H111V230H110ZM140 231H141V230H140ZM125 232H126V231H125ZM148 232H149V231H148ZM212 232H214V231L212 230ZM215 232H216V231H215ZM230 232H231V231H230ZM257 232H258V231H257ZM89 233H90V232H89ZM107 233H109V231H108ZM107 233H106V234H107ZM114 233H115V232H114ZM123 233H124V232H123ZM127 233H128V232H127ZM145 233H146V232H145ZM154 233H156V232H154ZM216 233H217V232H216ZM260 233H261V232H260ZM106 234H105V235H106ZM110 234H111V232H110ZM208 234H209V233H208ZM217 234H218V233H217ZM221 234H222V233H221ZM92 235H93V234H92ZM118 235H119V234H118ZM165 235H166V234H165ZM165 235H164V236H165ZM213 235H214V233H213ZM223 235H224V234H223ZM260 235H261V234H260ZM121 236H122V235H121ZM121 236H120V238H121ZM204 236H206V235H204ZM209 236H211V234H210ZM257 236H259V235H257ZM257 236H256V237H257ZM262 236H263V235H261V237H262ZM88 237H89V236H88ZM147 237H148V234H147ZM219 237H220V235H219ZM229 237H230V236H229ZM232 237H233V236H232ZM259 237H260V236H259ZM86 238H87V237H86ZM113 238H114V237H113ZM221 238H222V237H221ZM241 238H242V237H241ZM263 238H264V237H263ZM91 239H92V238H91ZM104 239H105V238H104ZM110 239H111V238H110ZM157 239H158V237H157ZM199 239H200V238H199ZM203 239H204V238H203ZM206 239L208 240V237H206ZM214 239H215V237H214ZM222 239H223V238H222ZM226 239H227V237H226ZM232 239H233V238H232ZM232 239H231V241H232ZM249 239H250V238H249ZM88 240H89V239H88ZM108 240H109V239H108ZM115 240H116V239H115ZM122 240H123V239H122ZM143 240H144V239H143ZM148 240H149V237H148ZM167 240H168V239H167ZM195 240H196V239H195ZM195 240H194V241H195ZM218 240H219V239H218ZM233 240H234V239H233ZM241 240H242V239H241ZM252 240H254V239L252 238ZM252 240H251V241H252ZM262 240H263V239H262ZM262 240H261V241H262ZM157 241H158V240H157ZM192 241H193V240H192ZM199 241L201 242V240H199ZM235 241H236V239H235ZM245 241H246V240H245ZM247 241H248V240H247ZM261 241H260V242H261ZM109 242H110V241H109ZM189 242H190V241H189ZM195 242H196V241H195ZM195 242H194V244H195ZM223 242H225V241H223ZM223 242H222V243H223ZM112 243H113V242H112ZM112 243H111V244H112ZM121 243H122V241H121ZM143 243H144V242H143ZM158 243H159V242H158ZM170 243H171V242H170ZM228 243H229V242H228ZM233 243H234V242H233ZM236 243H237V242H236ZM243 243H245V242H243ZM254 243H255V242H254ZM258 243H259V242H258ZM262 243H263V242H262ZM107 244H108V242H107ZM114 244H115V243H114ZM150 244L152 245V243H150ZM165 244H166V243H165ZM168 244H169V243H168ZM173 244H174V243H173ZM173 244H171V246H172ZM132 245H133V244H132ZM154 245H155V244H154ZM163 245H164V244H163ZM202 245H203V244H202ZM210 245H211V244H210ZM220 245H222V244H220ZM233 245H234V244H233ZM235 245H236V244H235ZM243 245H244V244H243ZM256 245H257V244H256ZM256 245H255V246H256ZM112 246H113V245H112ZM115 246L117 247V245H115ZM133 246H134V245H133ZM146 246H148V245H146ZM160 246H161V245H160ZM187 246L190 247L189 245H187ZM187 246H184V247H187ZM193 246H194V245H193ZM213 246H214V245H213ZM224 246H225V245H224ZM227 246H228V245H227ZM231 246H232V245H231ZM231 246H230V247H231ZM260 246H261V245H260ZM155 247H156V246H155ZM163 247H164V246H163ZM195 247H196V246H195ZM195 247H194V248H195ZM207 247H208V246H207ZM65 248H66V247H65ZM103 248H104V246H103ZM110 248H111V247H110ZM114 248H115V247H114ZM117 248H118V247H117ZM129 248H131V247H129ZM148 248H149V247H148ZM153 248H154V246H153ZM181 248H182V246H181ZM196 248H197V247H196ZM202 248H203V247H202ZM210 248H213V247L210 246ZM221 248H222V247H221ZM256 248H257V246H256ZM260 248H261V247H259V249H260ZM136 249H137V248H136ZM159 249H160V248H159ZM162 249H163V248H162ZM170 249H171V247H170ZM184 249H185V248H184ZM189 249H190V248H189ZM237 249L239 250L240 248H237ZM101 250H102V249H101ZM111 250H112V249H111ZM180 250H181V249H180ZM191 250H192V248H191ZM194 250H195V249H194ZM194 250H193V251H194ZM203 250H204V249H203ZM206 250H207V249H206ZM214 250H215V247H214ZM233 250H234V249H233ZM241 250H242V249H241ZM260 250H262V249H260ZM77 251H78V250H77ZM109 251H110V250H109ZM147 251H148V250H147ZM159 251H160V250H159ZM166 251H167V250H166ZM168 251H170V250H168ZM188 251H189V250H188ZM201 251H202V250H201ZM209 251H210V250H209ZM218 251H219V249H218ZM236 251H237V250H236ZM114 252H115V251H114ZM117 252H118V251H117ZM126 252H127V251H126ZM145 252H146V251H145ZM148 252H149V251H148ZM163 252H164V251H163ZM184 252H185V251H184ZM186 252H187V251H186ZM194 252H195V251H194ZM194 252H193V254H194ZM197 252H198V251H197ZM211 252H212V250H211ZM211 252H210V253H211ZM214 252H216V251H214ZM225 252H226V251H225ZM239 252H240V251H239ZM254 252H255V249H254ZM260 252H261V251H260ZM166 253H167V252H165V254H166ZM178 253H179V252H178ZM178 253H177V254H178ZM198 253H199V252H198ZM204 253H205V252H204ZM206 253H207V252H206ZM223 253H224V251H223ZM230 253H231V252H230ZM244 253H245V252H244ZM256 253H257V252H256ZM110 254H113V253H110ZM110 254H109V255H110ZM130 254H132V253L130 252ZM130 254H129V255H130ZM154 254H155V253H154ZM168 254H169V253H168ZM182 254H183V253H182ZM188 254H189V253H188ZM191 254H192V253H191ZM207 254H208V253H207ZM218 254H220V253H218ZM224 254H225V253H224ZM253 254H254V253H253ZM261 254H262V252L260 253V255H261ZM61 255H62V254H61ZM94 255H95V254H94ZM126 255H127V254H126ZM179 255H180V254H179ZM184 255H185V254H184ZM184 255H183V257H184ZM195 255H196V254H195ZM200 255H201V254H200ZM213 255H214V254H213ZM213 255H212V258H213ZM221 255H223V254H221ZM67 256H68V255H67ZM92 256H93V255H92ZM105 256H107V255H105ZM112 256H113V255H112ZM117 256H118V255H117ZM121 256H122V255H121ZM127 256H128V255H127ZM166 256H167V255H166ZM189 256H191V255H187L186 257H189ZM214 256H215V255H214ZM216 256H218V255H216ZM227 256H228V255H227ZM254 256H255V255H254ZM82 257H83V259H84V256H82ZM82 257H80V258H82ZM103 257H104V256H103ZM130 257H131V256H130ZM145 257H146V256H145ZM145 257H144V258H145ZM195 257H197V256H195ZM210 257H211V256H209V258H210ZM222 257H223V256H222ZM247 257H249V255H248ZM262 257H263V256H262ZM62 258H63V257H62ZM77 258L79 259V256H78ZM86 258H87V257H86ZM104 258H105V257H104ZM104 258H103V259H104ZM133 258H134V257H133ZM142 258H143V257H142ZM168 258H169V256H168ZM178 258H180V257L178 256ZM199 258H201V257L199 256ZM235 258H236V257H235ZM241 258H242V257H241ZM88 259H89V258H88ZM90 259H91V258H90ZM100 259H101V258H100ZM140 259H141V258H140ZM181 259H182V258H181ZM188 259H191V258H188ZM237 259H238V258H237ZM242 259H243V258H242ZM242 259H241V260H242ZM81 260H82V259H81ZM84 260H85V259H84ZM118 260H119V259H118ZM128 260H130V259L128 258ZM132 260H133V259H132ZM143 260H144V259H143ZM183 260H184V259H182V261H183ZM195 260H197V259L195 258ZM202 260H203V259H202ZM206 260H208V259H206ZM206 260H205V261H206ZM210 260H211V258H210ZM228 260H229V259H228ZM262 260H263V259H261V261H262ZM62 261H63V260H62ZM95 261H96V259H95ZM111 261H112V260H111ZM122 261H124V260L121 259V262H122ZM135 261H136V260H135ZM170 261H171V260H170ZM193 261H194V260H193ZM198 261H200V260H198ZM224 261H225V260H224ZM236 261H237V260H236ZM244 261H245V260H244ZM249 261H250V260H249ZM256 261H257V260H255V261L252 260L251 263H252V262H256ZM104 262H105V261H104ZM117 262H118V261H117ZM140 262H141V261H140ZM143 262H144V261H143ZM172 262H173V261H172ZM179 262H180V261H179ZM179 262H178V263H179ZM184 262H185V261H184ZM186 262H187V261H186ZM201 262H202V261H201ZM207 262H208V261H207ZM212 262H214V261H212ZM239 262H240V261H239ZM246 262H247V261H246ZM262 262H263V261H262ZM262 262H261V263H262ZM115 263H116V262H115ZM126 263H128V262H126ZM135 263H136V262H135ZM160 263H161V262H160ZM187 263H189V262H187ZM85 264H86V263H85ZM89 264H92V262L89 263ZM94 264H95V263H94ZM120 264H122V263H120ZM124 264H125V263H124ZM128 264H129V263H128ZM136 264H138V262H137ZM140 264H141V263H140ZM142 264H145V263H142ZM194 264H196V262H194ZM204 264H205V263H204ZM209 264H210V263H209ZM237 264H238V263H237ZM239 264H240V263H239ZM252 264H253V263H252ZM257 264H258V262H257ZM262 264H263V263H262Z\"/></svg>",
  "mask_w": 264,
  "mask_h": 264
}]
</instances>
